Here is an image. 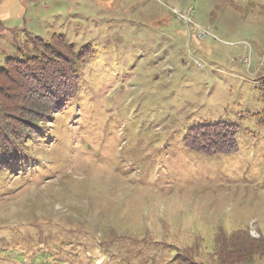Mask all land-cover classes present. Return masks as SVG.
Instances as JSON below:
<instances>
[{"label": "rangeland", "instance_id": "374dc122", "mask_svg": "<svg viewBox=\"0 0 264 264\" xmlns=\"http://www.w3.org/2000/svg\"><path fill=\"white\" fill-rule=\"evenodd\" d=\"M173 9L207 35L193 39L197 28ZM53 33L123 59L107 64L118 76L89 75L90 104L77 99L80 109L61 124L54 114L30 141L24 198L0 206V250L21 253L32 234L45 255L62 229L86 221L89 235L69 229L65 264H174V247L193 246V238L198 260L217 264V230L264 234L255 80L264 73V0H0V60L25 34ZM203 120L240 124L239 152H186L182 130ZM42 218L47 227L37 224ZM11 263L19 264L0 262Z\"/></svg>", "mask_w": 264, "mask_h": 264}, {"label": "trees", "instance_id": "16d2710c", "mask_svg": "<svg viewBox=\"0 0 264 264\" xmlns=\"http://www.w3.org/2000/svg\"><path fill=\"white\" fill-rule=\"evenodd\" d=\"M15 42L14 50L6 53L0 60V206L23 200L21 191L26 188V180H31L28 166H31L34 159V155L29 153V143L39 135V129L47 128L54 114L63 115L59 124L64 122L63 120L66 121L69 112L80 109L81 102L78 103L77 99L84 101V104H90L87 102L90 96V90H87L90 85H87L89 75L97 72L102 82L109 75L118 76L114 73L118 69L113 67V70L110 68L111 71H108V66L117 65L116 59H119V63L123 59L108 56L110 52H107L104 58L102 50L92 45L76 49L58 33L51 34L47 39L25 34L21 44L16 40ZM101 58H104L102 62ZM110 59L111 64L108 63ZM103 75L105 76L102 77ZM255 80L261 102V113L256 118V125L264 129V73L258 74ZM122 112H125V109ZM111 119L109 118V121ZM139 120L145 123L143 118ZM53 121L55 123V119ZM240 129V124L226 120L191 122L182 130V148L191 154H199L204 159L214 156L227 157L240 150ZM143 131L148 132V127L140 130L138 135ZM25 159L30 160L28 166L23 163ZM15 179L23 180L17 182L18 190L11 188ZM86 203L87 206L91 205L90 199H86ZM35 220H38L37 224L41 227H47L46 219ZM82 222H73L72 227H75L77 236L81 233L89 235L84 227L86 221ZM68 223L70 224L71 220H68ZM72 227L67 228L68 233L62 229L64 236H57L54 239L56 246L52 245L45 255H39L35 251V248L39 250L41 245L33 246V235L28 234V241L23 244L21 253L1 249L0 262L7 257H13L19 264H65L71 255L63 254V250L68 246L69 229ZM217 231L213 234L211 244L212 256L217 264H242L255 259L264 260V234L254 238L247 228L232 232L220 229ZM73 237L75 238L74 235ZM96 240L97 238L94 241ZM194 240L193 238V246H175V254L170 262L210 264L198 260L197 241ZM25 253L27 259L24 260Z\"/></svg>", "mask_w": 264, "mask_h": 264}, {"label": "built area", "instance_id": "2783aa9c", "mask_svg": "<svg viewBox=\"0 0 264 264\" xmlns=\"http://www.w3.org/2000/svg\"><path fill=\"white\" fill-rule=\"evenodd\" d=\"M173 13L175 14V15H177L178 16V18L180 19V20H182L184 23H187L188 25H190V26H192V27H194V28H197L196 30H195V33H194V37H193V39H197V40H199V42L207 35V32L206 31H204V30H202L201 29V27L200 28H198L199 26H197L196 25V23H194V22H191L188 18H186L187 16L189 17V15H186V14H182V13H180L179 11H176L175 9H173ZM188 14V13H187Z\"/></svg>", "mask_w": 264, "mask_h": 264}]
</instances>
